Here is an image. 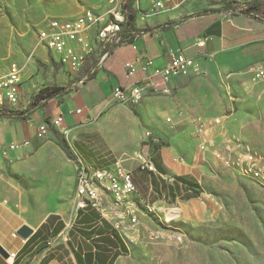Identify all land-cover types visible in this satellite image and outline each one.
Listing matches in <instances>:
<instances>
[{"label":"crops","instance_id":"0c3cea01","mask_svg":"<svg viewBox=\"0 0 264 264\" xmlns=\"http://www.w3.org/2000/svg\"><path fill=\"white\" fill-rule=\"evenodd\" d=\"M223 3L188 0L180 8L151 14L150 0H139L134 5L135 27L150 31L133 43L114 45L104 63H99L97 49L76 75L58 73L52 85L61 90L41 109L23 119L0 117V246L8 254L0 253V264H116L127 255V244L95 211L78 210L64 202L74 187L76 161L92 169L121 161L132 175L138 170L133 176L138 192L154 188L158 194L159 178L155 177L156 182L152 174L141 171L137 159L146 150L157 149L144 146L146 129L158 138L170 117V124L176 120L191 124L194 134L196 118H219L230 107L227 86L245 85L252 68L264 70V21L218 12ZM172 50L194 58L199 73L172 79V96H148L135 106L112 101L114 87L135 80L125 76L126 61L148 56L155 66H162ZM82 76H88L87 82L71 89ZM141 77L139 72L136 78ZM243 106L214 131L247 138L245 128L252 120ZM57 116L62 117L60 128H51L44 140H37L39 126ZM53 131L71 144L74 160L54 142ZM170 135L174 141L180 137ZM24 141L30 146L8 149ZM49 150H54L56 160ZM153 162L161 171L168 168L176 177H185L177 174L175 165L185 163L175 155L170 157L158 148ZM159 176L165 179L162 173ZM22 226L32 230L26 239L17 235Z\"/></svg>","mask_w":264,"mask_h":264},{"label":"rangeland","instance_id":"374dc122","mask_svg":"<svg viewBox=\"0 0 264 264\" xmlns=\"http://www.w3.org/2000/svg\"><path fill=\"white\" fill-rule=\"evenodd\" d=\"M108 2L0 0V76L7 74L11 64L21 69L20 101L16 106H8L13 113L25 112L30 104L35 106L34 111L41 109L49 101L42 99V92L61 89L52 84L63 70L38 44V31L50 19L77 17L88 8L104 13ZM127 2L121 0L125 19ZM245 83L231 87L234 96L230 103L231 114L244 105L242 109L252 121L245 128L248 137L243 140L264 156V81L256 80L250 70ZM226 113L227 109L222 115ZM163 127L164 131L156 135L161 140L157 149L170 157L175 155L177 161L185 163L175 165L180 172L177 174H185L182 176L195 183V192L199 195H192L185 187L176 189L169 182L171 178H177L176 175L168 168L161 171L156 167L165 179L152 174V180L159 178L158 194L154 188L139 191L146 203L156 207L152 213L139 214L141 232L179 235L182 240L144 238L137 245L126 243L127 255L119 258L116 264H264V187L227 170L213 158L199 154L192 125L188 122L176 120L170 124L165 119ZM59 134L74 156L71 144ZM170 134H178V141L171 140ZM54 142L57 144L55 137ZM157 149L155 152L146 150L145 155L149 153L153 160ZM49 151L52 160H56L54 150ZM137 173L138 170L133 171V176ZM75 184L76 181L64 202H70L76 208L73 200Z\"/></svg>","mask_w":264,"mask_h":264},{"label":"built area","instance_id":"2783aa9c","mask_svg":"<svg viewBox=\"0 0 264 264\" xmlns=\"http://www.w3.org/2000/svg\"><path fill=\"white\" fill-rule=\"evenodd\" d=\"M139 0H135V3ZM188 0H150L148 9L151 14H156L167 9L180 8ZM229 3L230 9L225 13L228 16L246 10L248 5L255 0H245L238 4L235 0H211ZM224 6V5H223ZM263 13L249 14L251 19L264 21ZM125 16L122 11L121 0H109L104 13L93 9H86L80 16L73 18H53L47 21L45 26L38 31V44L50 53L51 59L69 75H76L82 69L85 60L100 51L99 63H104L111 55L114 45L122 41L123 24ZM253 77L258 81H264V70L251 69ZM126 78H135L128 86H116L112 89V101L126 106H135L145 97L153 95L172 96L170 81L175 78L190 76L199 73V66L194 58L187 57L180 51L172 50L167 54L166 63L155 66L153 59L148 56L137 57L124 63ZM143 73V77L136 78ZM88 76H82L71 89L84 85ZM229 84V76L226 77ZM21 69L16 64H11L7 74L0 76V110L10 109L8 106H16L20 101ZM226 97L229 104L234 96L230 86H227ZM231 107L227 113L212 120L198 117L194 120L195 132L193 134L197 142V150L203 156H209L220 163L227 170L248 177L264 187V156L254 150L248 143L238 137L214 131L215 127L223 125L231 115ZM80 113V110L77 111ZM166 122L171 123L170 117ZM62 117L57 116L44 122L38 128L36 139L44 140L50 128L59 129ZM144 146H159L161 140L154 137L151 131L144 132ZM29 141L12 143L8 149L26 148ZM139 169L149 174L158 175V170L150 156L139 154ZM76 168V184L73 200L78 210H93L99 217L107 222L111 228L125 242L132 245L141 243L144 238L157 241L166 238L170 241L181 242L179 235L164 234L152 231L146 234L141 232L139 214L152 213L155 205H149L139 195L132 172L127 170L121 161H115L109 166L100 168H88L79 160ZM160 177V176H159ZM169 182L173 185L175 179ZM181 189L184 187L178 183ZM191 190L188 189V192ZM140 202V203H138ZM66 225V231H68ZM146 235V237H144ZM64 237H67L66 232ZM14 257V254H10Z\"/></svg>","mask_w":264,"mask_h":264},{"label":"trees","instance_id":"16d2710c","mask_svg":"<svg viewBox=\"0 0 264 264\" xmlns=\"http://www.w3.org/2000/svg\"><path fill=\"white\" fill-rule=\"evenodd\" d=\"M134 4L135 0H128L125 10L127 12V18H126V23L123 27L122 30V42L126 43H133L134 40H136L138 37L143 35L144 33L150 31V30H138L135 27V20H136V12L134 10ZM263 3L255 0L253 3L249 4L246 10H242L239 12V14H243L250 18L249 14L251 12L255 14H261L263 13L262 9ZM231 5L229 3L224 4V6L221 9H218V12H225L226 10L230 9ZM234 15V14H233ZM256 20V18H254ZM163 27V26H162ZM59 88H51V89H46L44 92H42V99H51L57 95L59 92ZM35 106L33 104H30V107L25 111V112H19V113H13L11 109H2L0 110V117H9L13 119H23L25 118L30 111L34 110ZM54 137L57 139V144L58 146L62 149V151L66 154V156L70 160H74V156L69 150L68 145L66 142L63 140L61 135L57 131H53ZM175 181L177 183H174L173 186L175 188L181 189L178 183H181L186 189L191 190L192 195H199V193L195 192L197 190V186L195 183H193L190 179L186 177H177L175 178ZM183 189V188H182Z\"/></svg>","mask_w":264,"mask_h":264},{"label":"water","instance_id":"95a60500","mask_svg":"<svg viewBox=\"0 0 264 264\" xmlns=\"http://www.w3.org/2000/svg\"><path fill=\"white\" fill-rule=\"evenodd\" d=\"M32 233V230L29 229L28 227L26 226H22L18 231H17V235L20 236L21 238L23 239H26L30 234ZM45 245H47L46 243L43 244L42 247H44ZM0 253L7 257L8 254L5 252V250L0 246Z\"/></svg>","mask_w":264,"mask_h":264}]
</instances>
